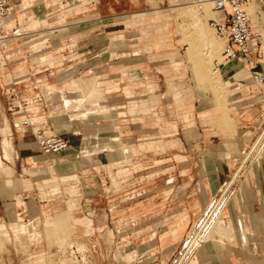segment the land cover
Wrapping results in <instances>:
<instances>
[{"label": "rangeland", "instance_id": "obj_1", "mask_svg": "<svg viewBox=\"0 0 264 264\" xmlns=\"http://www.w3.org/2000/svg\"><path fill=\"white\" fill-rule=\"evenodd\" d=\"M204 2L12 0L8 23L22 24L26 38L10 42L7 52L17 50L7 53L8 64L0 68V264H41L39 255L45 264H87L65 250L49 255L76 236L91 250L90 264H201V246L210 248L215 234L232 233L231 208L244 198L245 187L254 194L260 180L249 181V175L262 151L246 159L264 125L257 115L255 124L240 127L238 109L256 100L245 92L252 73L223 61L225 40L211 26L217 14ZM105 5L114 16L99 15ZM248 11L254 26L251 13L262 18L264 7L251 5ZM198 18L203 22L196 27ZM32 19L39 21L34 32ZM90 24L96 30L107 26L106 34L94 35L91 66L81 59ZM256 24L264 70V22ZM64 28L69 30L51 33ZM35 43L46 44L41 54L60 62L37 63ZM205 43L215 47L212 53ZM172 51L179 71L165 55ZM70 66L77 70L74 89L64 88L59 73ZM47 84L59 89L49 91ZM88 84L93 91L87 96ZM80 93L82 106L72 112L50 102L55 94L76 99ZM219 102L221 117L204 123L200 111L213 115ZM113 108L122 113L107 119ZM22 116L37 117L33 126L46 123L48 131L66 137L72 146L65 153L75 156L73 164L57 166L60 159L39 147L36 165L28 160L26 136L16 127ZM33 126L30 140L37 143ZM215 170L224 175L211 176ZM182 213L187 225L175 236Z\"/></svg>", "mask_w": 264, "mask_h": 264}, {"label": "crops", "instance_id": "obj_2", "mask_svg": "<svg viewBox=\"0 0 264 264\" xmlns=\"http://www.w3.org/2000/svg\"><path fill=\"white\" fill-rule=\"evenodd\" d=\"M102 2H106L107 0H101ZM26 2V1H25ZM78 14H72L71 17H76ZM99 15L104 16V17H111L114 16V14H111L108 12L107 6H103V9L99 13ZM142 16H144V13H141ZM251 16H253L255 20V25L254 29L257 31L256 23H259L260 20L264 22V12L261 17H255L254 14L251 13ZM217 19L221 18L220 15L216 16ZM13 19V17H12ZM199 19V21H198ZM196 23L202 26V18H198ZM14 20V19H13ZM43 22L46 24L48 23L47 20L43 19ZM39 21L33 20L31 21V24L29 26V30L31 32L36 31V28L38 26ZM49 24V23H48ZM22 25V24H21ZM91 25V24H90ZM9 27L13 26L12 23H8ZM81 27V26H78ZM93 30H87L88 32V40H87V53L81 57L84 58V61L87 63V65L91 66L94 65L95 63V34L96 32H102L104 34L107 33V30L105 29L107 26L106 25H99L100 30L94 29V25L92 24L91 26ZM72 28H77V26H73ZM25 29V28H24ZM68 28L60 29L58 31H51V33L54 35L56 32H66L68 31ZM81 30H77V32H80ZM83 32V30H82ZM160 37H164V34H161ZM80 40L82 38H79ZM49 47L46 46V44H41V43H35V55H36V61L37 63H53L58 60V57H50L48 54L43 53L42 50L47 49ZM17 49L14 47H11L9 51L7 52L8 54L14 53ZM167 58L172 59L174 66L176 64L180 66L181 63L174 60L176 56V52L172 51L171 53H166L165 54ZM80 60V59H78ZM58 62H60L58 60ZM263 62V61H262ZM261 60L259 61L258 65L256 66L255 70H251V73L258 72L261 73L264 76V70L261 65ZM104 64V62H103ZM235 67H237L238 70H244V69H249V67H245L244 63L242 62H235L232 63ZM22 71V69H20ZM60 75L63 76V80L66 82L64 85V88L66 89H74L71 86L73 85V81L75 80V74L77 73V70L74 68V66H70L68 68H63L59 71ZM208 76L211 78V80L215 77L211 73L208 72ZM251 75V78H252ZM95 77L94 75L91 76H86V77H80L83 78L84 80H90L91 78ZM97 86L102 90V82L101 79L97 77L96 81ZM112 85H108V89H111ZM249 86V85H248ZM47 89L49 91L55 92L59 88L57 85L54 84H47ZM81 91V90H80ZM245 92H250L246 90ZM176 100L178 102H181L179 98V94H175ZM253 97H255L253 95ZM84 100V94L80 93V97L76 99H67L61 94H55L52 99L50 100L51 104L53 106H57L59 110L61 111H67V112H72L73 108H67L63 104V100ZM257 101L255 100V103L253 105L244 107V108H239L238 112L241 113L239 119H240V127L242 129L247 128L255 124L257 119L255 120L256 116L259 115L261 111V107H259L256 103ZM87 104V102H85ZM84 106H87L85 105ZM223 104L219 102L214 109V114L211 115L206 109H203L200 111L199 116L202 119L204 123L211 124L214 123V119L217 117H221L222 110H223ZM79 108V107H78ZM38 110V107H36L33 111L36 112ZM114 114L111 116L105 115L107 119H115L116 117L119 116V113L121 114L122 112L119 109L113 108ZM255 110L256 113H255ZM151 110H145L144 112L146 114H149ZM53 120H63L60 115L57 116H52L51 117ZM23 121H29L31 124L38 123L40 121L39 118L35 117L33 120H28L26 116H22L21 118ZM20 119V120H21ZM17 123L16 122V127L20 128V130L24 133V136H26V144L24 145V151L25 155L29 159L33 161V164L36 165V160H37V155L36 152H39L38 146L35 142H31V137H32V131L29 126H22V122ZM67 122L65 121L63 125H66ZM246 131V130H245ZM244 132V131H243ZM172 144H176V141H170ZM70 146H72V143H70ZM1 155V154H0ZM261 159H258L256 165H255V170L250 172L249 175V181H251L252 178H260L258 183H255V193L251 194V190L248 189V187L244 188V198L241 199L240 202L237 204L235 203L234 206L231 208V225L233 228V231L230 235L228 236H223L220 234H215L214 237L211 239L212 242L210 243V248L208 244L206 243L205 245L201 246V251H205V258L201 260V264H264V150L262 153L259 154ZM2 156V155H1ZM60 159L59 164H56L57 166H61L64 162H69L73 164V161L75 159V156L73 154H62V155H55ZM21 157H24L21 155ZM26 157V158H27ZM3 158V156H2ZM16 159H19V155L16 156ZM180 159H183V157H180ZM0 161L2 162L1 158ZM53 161V159H52ZM64 161V162H63ZM263 163V164H262ZM64 166V165H63ZM261 167V168H260ZM260 168V169H259ZM259 169V170H258ZM74 170V169H73ZM211 176H221L224 175L218 170H215L210 174ZM217 185L215 184V188ZM90 206V205H89ZM87 207V205H86ZM180 221L181 223L175 228L174 230V235L177 236L179 233H181L186 225H187V217L184 213L180 214ZM231 228V229H232ZM190 240V234H188L185 238V242L188 243ZM202 242V240H201ZM186 245V244H185ZM38 257H43L42 259L36 260L37 262L41 264H45V256L44 255H39ZM214 257V260L212 259Z\"/></svg>", "mask_w": 264, "mask_h": 264}, {"label": "built area", "instance_id": "obj_3", "mask_svg": "<svg viewBox=\"0 0 264 264\" xmlns=\"http://www.w3.org/2000/svg\"><path fill=\"white\" fill-rule=\"evenodd\" d=\"M11 3L12 0H0V68L8 64L7 49L10 42L26 38V30L21 24H15L13 27L8 26L12 13ZM251 5L264 7V0H213V10L222 13L223 17L220 20H212L211 26L225 40L222 53L223 61L225 63L242 62L245 67H249L253 71L260 61L259 58H262V47L261 35L255 31L248 11V7ZM247 90L256 97V103L261 107L259 118L264 125V76L258 72L253 73L252 84L247 86ZM11 91H14V89ZM10 93L9 90L8 94ZM33 128L38 147L45 155H62L69 150V140L58 133L48 131L46 123L38 124ZM263 150L264 130L258 137L257 148L246 160L256 158L257 153ZM29 223L32 224L34 221H29ZM85 237L89 236L86 235ZM79 241V237L76 236L71 243L66 245V248L59 247L49 255L54 257L65 250L68 251V255L73 260H88L87 264H90L89 258L92 252L85 246V248L82 247Z\"/></svg>", "mask_w": 264, "mask_h": 264}, {"label": "bare ground", "instance_id": "obj_4", "mask_svg": "<svg viewBox=\"0 0 264 264\" xmlns=\"http://www.w3.org/2000/svg\"><path fill=\"white\" fill-rule=\"evenodd\" d=\"M205 2H206V3H205ZM205 2H204L205 5H210V4H211L212 7H213V0H205ZM204 3H203V4H204ZM211 10H212V8H211ZM212 12H213L214 14L220 15L221 18L223 17V14L220 13V12H216V11H212ZM221 18H219V19H215V20H220ZM198 21H199V19H198ZM195 25H196V27H199V26H200V25L197 24V23H195ZM205 45H206V47H208V49L211 50V53H212V51H213L212 49H213L214 46H211V45L208 44V43H205ZM214 48H215V47H214ZM78 79H79V78H78ZM93 82H94V79H93ZM93 82L91 81L90 84L94 85L95 83L93 84ZM88 85H89V84H88ZM88 85H87V87L89 88L88 91H90V93H87V96H88V94H92L91 92L93 91L92 86H91V85L88 86ZM90 86H91V87H90ZM93 87H94V86H93ZM95 87H97V86L95 85ZM90 88H92V89H90ZM94 90H97V88H96V89L94 88ZM88 91H87V92H88ZM97 91H98V90H97ZM97 91H96V93H95V96L97 95ZM93 94H94V93H93ZM98 94H99V93H98ZM82 103H83V99L78 100L77 103L75 102V103H73V104H72V103H69V102H66L65 104H66L67 106H65V107H69L70 105H71L70 107H72V106H75V107H81V106H82ZM65 104H64V105H65ZM22 121H23V120H22ZM22 124H25V125H27V126H29V127H30V125H31V123H30L29 121H27V120H26V121H23ZM31 131H32V129H31ZM36 144H37V143H36ZM17 224H18V223H17ZM0 225H1V224H0ZM13 225H14V224H13ZM12 229H13V228H12ZM17 229H18V228H17ZM17 229H16V230H17ZM16 230H15V232H18V230H17V231H16ZM19 230H22V229H19ZM202 230H203V229H202ZM3 233H4V232H3ZM18 233H20V232H18ZM6 234H7V232H6ZM15 234L18 235L17 233H15Z\"/></svg>", "mask_w": 264, "mask_h": 264}]
</instances>
